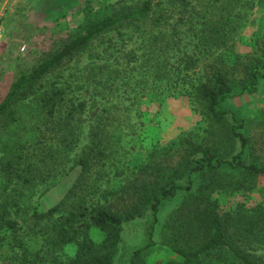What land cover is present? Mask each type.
I'll use <instances>...</instances> for the list:
<instances>
[{
	"label": "rangeland",
	"instance_id": "rangeland-1",
	"mask_svg": "<svg viewBox=\"0 0 264 264\" xmlns=\"http://www.w3.org/2000/svg\"><path fill=\"white\" fill-rule=\"evenodd\" d=\"M145 1L0 0V101L22 72L60 50L89 22ZM150 1V17L119 24L37 83L36 93L64 87L68 101L87 102L71 124L62 121L63 116L55 117V124L38 117L10 129L0 121V210L6 208L7 216L22 226L28 256L38 264L76 257L85 237L96 243L104 239L105 233L86 220L78 224V238L59 244L40 230L45 222L36 224L33 218L35 210L45 212L59 203L74 182L79 171L73 166L75 157L88 143L97 112L102 114L103 137L108 138L104 144L116 151L117 159L106 166L111 184H128L145 165H160V178H177L184 170L183 155L197 143L214 146L226 158L241 150L229 134L231 118L216 121L207 114L199 85L219 69L237 87L255 68L264 71V0ZM224 106L244 120L240 130L248 142L242 160L264 165V77L256 92L231 98ZM15 145L22 160L9 167L6 151ZM115 171L123 174L112 179ZM102 181L105 186L106 177ZM192 182L191 190L162 201L155 243L141 264H185L171 245L190 249L206 240L197 221L199 209L206 205L223 216L229 237L241 250L264 260V175L227 166L194 173ZM151 219L145 211L121 226L119 255L124 259L147 243ZM0 237L5 238L0 242V264H17L7 251L11 234L0 232ZM16 257L23 258L21 252ZM202 260L242 264L226 247L212 249Z\"/></svg>",
	"mask_w": 264,
	"mask_h": 264
},
{
	"label": "trees",
	"instance_id": "trees-1",
	"mask_svg": "<svg viewBox=\"0 0 264 264\" xmlns=\"http://www.w3.org/2000/svg\"><path fill=\"white\" fill-rule=\"evenodd\" d=\"M151 10V1L146 0L141 6L123 11L119 15L111 14L89 22L60 50L43 59L31 70L22 72L13 81L0 101V121H4L8 129L36 118L46 119L47 124L49 118L51 123H54L57 116H63L62 121H68L67 124H71V119L75 118L77 113H83L86 110L87 102L85 100L78 102L73 98L68 101L64 87H54L36 93L37 83L76 53L84 50L97 37L119 24L147 19L150 17ZM262 66L264 67V63ZM262 77H264V71L257 67L247 76L246 82L242 83L241 87H237L233 81L229 80L227 73L219 69L211 76L210 81L199 85V93L205 101L207 114L216 121L231 118L232 125L229 134L233 141L240 142L241 150L232 158H226L217 154L214 146L205 145L202 142L194 144L186 150V154L182 157L183 163L180 167H184L185 171L183 170L180 172L181 175L173 179H163V174L160 178V171L163 169L160 165L156 167L145 165L137 177L131 179L128 184H121V181L118 184H111V176L107 174L106 166L108 160L117 159L116 151L104 144L108 138L103 137L102 114L97 112L91 119L95 125L90 129L88 143L75 157L73 166L78 167L79 171L74 182L59 203L45 212L35 210L33 218L36 224L45 222L40 225V230L43 233L46 230L51 240L59 244L78 238L80 232L78 224L83 225L86 220L99 227L105 236L100 243L85 237L80 243L76 257L68 261H57L55 264H141L143 254L155 243V225L158 222L159 207L162 201L175 197L181 191L191 190L194 173L203 174L228 166L252 175H264V165L247 163L242 160V154L248 142L247 137L240 130L244 126V120L224 106L225 102L231 98L256 92ZM65 103H70V106L66 104L68 106L64 107ZM69 142L73 143V140ZM6 152L10 153L7 154L10 157L7 161L9 167L14 166L15 163H21L22 155L17 145ZM120 174H123V171H115L112 179ZM105 177L107 184L103 186L102 180ZM182 177L185 179L184 182H179V178ZM68 200L72 202L66 208L64 205ZM145 211H148L152 218L147 230L148 241L144 246L134 249L130 256L124 259L123 255H119L123 242L120 228L124 223L141 217ZM197 221L199 228L206 233V240L190 249L171 245V250L185 264H203L202 256L217 247L228 248L242 264H264V260L254 259L250 254L241 250L229 237L223 216L216 208L209 205L200 208ZM22 230L18 221L7 216L6 208L0 210V232L11 234L10 242L7 241V251L11 250L13 257L17 258V264H38L36 259L28 256L30 252L21 236ZM3 239L5 238L0 237L1 243ZM20 252L23 258L18 260L16 256H19ZM5 259L14 261L9 257Z\"/></svg>",
	"mask_w": 264,
	"mask_h": 264
},
{
	"label": "built area",
	"instance_id": "built-area-1",
	"mask_svg": "<svg viewBox=\"0 0 264 264\" xmlns=\"http://www.w3.org/2000/svg\"><path fill=\"white\" fill-rule=\"evenodd\" d=\"M4 34V24L2 20V15L0 13V37Z\"/></svg>",
	"mask_w": 264,
	"mask_h": 264
}]
</instances>
